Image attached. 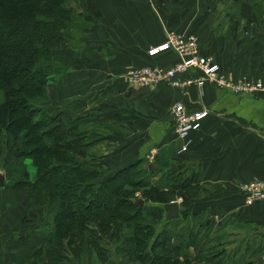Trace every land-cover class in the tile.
I'll return each mask as SVG.
<instances>
[{"label":"crops","instance_id":"1","mask_svg":"<svg viewBox=\"0 0 264 264\" xmlns=\"http://www.w3.org/2000/svg\"><path fill=\"white\" fill-rule=\"evenodd\" d=\"M76 1L89 29L78 36L81 44L74 48L67 45L70 48L67 47L66 54L91 61L86 70L76 69L83 73H76L70 76L71 79H80L89 88H102L103 93L105 89V124L109 122L113 127L105 135L109 147L113 148L105 155V172L126 166L142 155L147 157L150 151L158 152L156 157H159V151L164 147L169 149V165L179 166L181 169L177 171L184 178L192 174L191 183L198 184L199 191L205 188L204 198L213 199L205 202H196L193 198L186 200L188 212L203 215L208 212L212 226L226 222V217H230L236 226L223 228L224 238L231 240L224 247L242 249L235 255L238 259L248 256L245 253L249 249L264 244V201L246 205L240 191V185L247 180L264 179V24L254 8L241 2L239 15L233 16L231 9L224 15L219 10L222 4L225 9L227 6L234 8L236 3L232 1ZM171 30L183 37H196L201 54L212 58L226 81L257 83L260 88L253 92H233L230 87L210 82L201 88L190 84L176 88L160 82L154 87L129 90L118 77L127 68L148 65L168 69L177 62L173 51L155 56L147 53L149 47L163 43L166 31ZM188 74L197 76L198 73L188 71L180 77ZM61 86H56L54 92ZM175 102H181L187 110L204 106L209 111L199 126L189 132V144L184 151H180L181 140L172 130L171 107ZM70 109L73 112L76 107L70 105ZM8 192L12 199L13 192ZM171 201L179 203L180 211L168 220L177 219L183 211L179 201ZM13 203L10 200L6 205L10 211L8 217L20 228L10 226L6 241H0V246L7 249L2 250L6 256L0 258V264H14L12 259L19 252V246L25 243L27 231L36 229L42 220V217L36 220L34 228L33 221L28 219L31 210L28 202L21 203L20 207ZM188 250L193 251L192 247ZM258 257H262L261 264H264V251L247 257L246 263L255 264ZM41 258L38 256L30 264H40Z\"/></svg>","mask_w":264,"mask_h":264},{"label":"trees","instance_id":"2","mask_svg":"<svg viewBox=\"0 0 264 264\" xmlns=\"http://www.w3.org/2000/svg\"><path fill=\"white\" fill-rule=\"evenodd\" d=\"M243 1L249 0H232ZM249 2L254 11L262 8ZM82 16L75 0H0V136L20 142L4 178L31 208L44 211L12 261L29 264L40 256V264H64L95 251L106 262L113 247L126 257L124 264H224L221 252L201 249L200 222L182 233L173 220L164 219L161 204L175 193L201 189L191 183L192 174L184 178L176 166L152 182L148 169L139 166L144 159L135 158L103 177L102 163L89 151L98 135L89 127L82 131L63 112L43 107L49 100L51 51L61 42L73 48L81 44L78 36L89 29ZM161 152L156 162L168 168L170 161ZM136 190L153 204L139 206L132 195ZM210 223L207 216L202 224Z\"/></svg>","mask_w":264,"mask_h":264},{"label":"rangeland","instance_id":"3","mask_svg":"<svg viewBox=\"0 0 264 264\" xmlns=\"http://www.w3.org/2000/svg\"><path fill=\"white\" fill-rule=\"evenodd\" d=\"M221 3L225 2V1H232V0H220ZM252 2H255L258 6L261 5L262 8H257L256 7V11L255 14L262 20L263 19V23L264 24V0H249ZM249 1H246V3H249ZM75 2L77 3V1L75 0ZM251 2V3H252ZM243 3H245L243 1ZM253 4V3H252ZM241 3H239L238 5L235 4L234 8H229L227 6V8L225 9V4H222L221 7L219 8L220 10V14L224 15L226 10H232V15L233 16H238L239 15V7H240ZM228 14V12H227ZM67 44L65 42H61V44L52 49V56H51V62L49 64V68L47 70L48 72V76H49V80H48V84L46 86V90L48 92L49 95V100L44 104L45 108H47V110L50 112H55V111H61L63 112L64 116L66 117V120L70 121L71 123H78V128L81 129L83 131L84 127H89L90 130L92 132H94L96 135H98L96 137V143L93 144V146H91V148L89 149L90 154L92 155V157L94 156L95 158H97V160H99L102 163V170H101V176L103 177H107L108 175H112V172H115L116 170H113L112 172L108 171L105 172V155L107 153L110 154V150H113V148H110L109 146V139H106V133H110V127H112V125L109 124V122H107L105 124V89H104V93H103V89L102 88H89L87 86H84V82L81 81L80 79H78L77 81L71 79L70 76L75 75L76 73V69H79V71H84L87 68L90 67V63L91 61L89 60H84L79 58L78 56H73L71 54H66V49H67ZM70 48V47H69ZM76 49V48H75ZM63 55V56H62ZM62 58V59H61ZM144 67V66H141ZM136 69V68H140V67H134L131 66L129 68H127V71H125L124 73H122L120 76H118L126 85L127 88L129 90H141V89H136L134 88V86L131 84L130 80L128 79L127 73L131 70V69ZM220 68V67H219ZM83 72H80L79 74H82ZM126 73V74H125ZM61 80H63L61 82ZM100 82V81H99ZM60 84H62V86L57 90L56 88V92H54V89L56 86H59ZM53 92V93H52ZM102 95H104V99L102 100ZM70 105H74L76 107V109L71 112L70 109ZM172 108V107H171ZM67 112V114H66ZM172 113V111H171ZM170 113V114H171ZM86 114H89L90 116H92L90 119L86 118L87 116H85ZM169 114V115H170ZM71 115H74L75 117H70ZM172 115V114H171ZM170 115V116H171ZM68 118V119H67ZM115 125V124H114ZM113 133V132H112ZM107 141V142H105ZM106 146V149H105ZM20 148V142L19 141H14L12 140V138H10L8 140V138L4 135L0 136V172L5 174V178L6 180L8 179L7 176H9V172L10 169H8L10 167V163L13 161L14 162V155H13V150H16ZM115 151H113L112 153H114ZM169 149H165V147L162 149V159L165 158L167 161V156L169 154ZM158 153V152H157ZM156 151H150L149 152V156H140L138 158H142L144 160H142V162L140 163V167H142V170H144V168L148 169L147 171V176L150 177L152 182H157L159 180H161V177L164 175V173L168 170V168L166 166H160L158 164V162H156L155 158L156 157ZM160 153V151H159ZM160 156V155H159ZM90 157V156H89ZM158 157V156H157ZM156 157V158H157ZM169 161V159H168ZM25 163H27V170L29 173V177L33 178L32 176L34 175L35 171H34V167L29 163V160L26 161ZM152 165V167L154 168V170L151 172L150 170V166ZM178 169H181L179 166H177ZM187 173V172H186ZM153 175V176H152ZM11 186H8L6 181H5V185H3L2 187H0V231L3 229L4 231L0 232L4 233V235L2 236V234L0 235V241L4 242L6 241V238L8 237L7 234H10L9 232H6L8 230V228L10 226H12V220L10 219V217H8L9 214V210L6 208V205H9V201L13 200L14 203L13 205H15L16 207H20L21 203H25V200L22 198V194L20 191L14 190V189H10ZM13 192V197L11 199L10 197V193L8 192ZM205 192V188L203 187L201 191H194L192 190L191 192H188L187 194H185V196L183 194H180V192L175 193L172 197H170V201L171 200H179V202L181 203V208H183L181 211V215L179 217H177V219L173 220V224H176L174 226H176V231L180 232L182 231V233H187L188 231V227H193V225H196L197 223H199L198 225H200V230H201V234H202V239H204V246L201 247L202 250H204L205 248L208 249V251H219L221 252V254L223 255V262L224 264H242L247 262V257L249 256H254V255H258L261 252L264 251V244L263 245H259L258 247H256L255 249H249L248 250V254L245 253L248 256H243L241 259H238L235 257V255H239L240 252H242L241 250H238L237 248H225L226 244L231 242V240L229 241L228 238H224L225 236L223 235V228L224 227H235L236 224L234 223V221H230V217H226V222L223 221L221 224L216 223L215 226H205L203 223L204 218L209 216L208 212L206 214H196L195 212H193V214L191 212H188V207L189 206L186 202V200L188 199H192L195 200L196 202H205L206 200L208 201H212L213 199H208V198H204L203 195ZM202 193V194H201ZM200 196V198H197V196ZM133 197L136 198L134 199L135 201L137 199L143 200V205L142 206H150L151 204H153L152 201L147 200V198L140 193L139 190H136V192L132 193ZM192 201V200H190ZM162 206V204H161ZM193 206V205H192ZM191 206V207H192ZM185 207H187V211H185ZM34 212V213H32ZM188 212V213H185ZM44 216V211L43 208L37 207V208H31V210L29 211V222L32 223L33 221V225L34 223L36 224V220H39V218L41 219V217ZM26 217V216H25ZM23 219V218H22ZM22 221V220H21ZM23 221H25L23 219ZM22 221V223H23ZM203 226H202V225ZM234 224V225H233ZM38 225V223H37ZM6 226V227H5ZM15 227L20 228L19 224L17 225H13ZM30 224H29V229H30ZM163 226L162 223H159L157 225H155L156 227V231L158 232ZM37 227V226H36ZM198 227V226H197ZM240 228H243V226L239 225ZM21 228H24V226ZM35 228V225H34ZM99 234V233H98ZM124 234V233H123ZM1 242V243H2ZM264 243V241H263ZM225 246V247H224ZM262 246V247H260ZM111 252H109V255H107L109 258L114 257V259L117 260V263L120 264H124L125 258L124 256H121V254H119V252L116 253V251H114L113 247H111ZM223 250H222V249ZM6 250V248L0 246V258L2 257L5 258L4 256H6L5 254H3L2 250ZM20 250L19 248L17 249ZM24 250V249H23ZM222 250V251H221ZM233 250V251H232ZM195 251V250H194ZM194 251H188L187 255L189 256V258H192L194 256ZM207 251V252H208ZM236 251V252H235ZM88 255H77L74 260H70L69 261H65L64 264H106L105 260L102 258L100 259V257H96L97 254L95 251H88ZM234 254V255H233ZM40 255V254H39ZM227 255V256H225ZM43 256V255H42ZM38 258V256H36ZM108 258V259H109ZM35 261V260H33ZM32 261V262H33ZM31 261H29V264L32 263ZM42 263V262H41ZM45 263V262H44ZM3 264V263H2ZM48 264V263H45Z\"/></svg>","mask_w":264,"mask_h":264},{"label":"built area","instance_id":"4","mask_svg":"<svg viewBox=\"0 0 264 264\" xmlns=\"http://www.w3.org/2000/svg\"><path fill=\"white\" fill-rule=\"evenodd\" d=\"M165 36L163 43L149 47L147 53L149 56H155L160 52L173 51L178 58L177 62L168 69L148 65L131 69L127 76L134 88L154 87L160 82H165L176 88H185L189 84L201 88L205 83L210 82L217 84V86L230 87L233 92H253L260 88L257 83L256 85L245 82L234 84L231 81H226L220 75V68L212 61V58L201 54L197 39L193 35L183 37L171 30L166 31ZM193 70L194 73H198L197 76L188 74L187 77H180ZM171 111L174 120L172 130L178 139L181 140L180 151H184L189 144V132L199 126L201 120L207 116L209 111L204 106L196 110H187L181 102H175ZM240 191L246 205L264 201V179L247 180V182L240 185Z\"/></svg>","mask_w":264,"mask_h":264},{"label":"water","instance_id":"5","mask_svg":"<svg viewBox=\"0 0 264 264\" xmlns=\"http://www.w3.org/2000/svg\"><path fill=\"white\" fill-rule=\"evenodd\" d=\"M175 167L174 163H171L170 167L168 168V170H172ZM4 174L0 172V187H2L5 184V178H4ZM139 206L143 205V200L137 199L136 201ZM162 207L164 209H166V211L164 212V219L166 218L167 220L178 215L179 211H180V206L179 203L176 201H169V202H165ZM257 263L255 264H261L262 263V257H258L256 259ZM106 264H117L116 260L114 259V257H111L108 259V261L106 262Z\"/></svg>","mask_w":264,"mask_h":264}]
</instances>
